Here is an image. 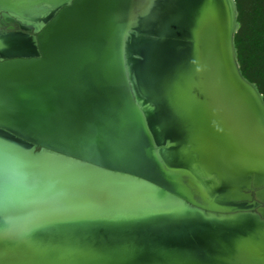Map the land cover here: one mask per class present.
I'll return each mask as SVG.
<instances>
[{"label": "water", "instance_id": "water-1", "mask_svg": "<svg viewBox=\"0 0 264 264\" xmlns=\"http://www.w3.org/2000/svg\"><path fill=\"white\" fill-rule=\"evenodd\" d=\"M0 16V264H264V97L236 0Z\"/></svg>", "mask_w": 264, "mask_h": 264}, {"label": "flooded vegetation", "instance_id": "flooded-vegetation-1", "mask_svg": "<svg viewBox=\"0 0 264 264\" xmlns=\"http://www.w3.org/2000/svg\"><path fill=\"white\" fill-rule=\"evenodd\" d=\"M250 17H251V25H250L249 35H250L251 44L253 45L252 61H253V65H255L257 62H260L261 64L259 67H255V68L252 67V72L257 76H260L264 80V0H252V11ZM2 18L3 17L0 16V19ZM13 26H14V28L12 29L13 32L27 33V31L20 29L19 24L14 23ZM29 32L31 35L35 34V30ZM251 82L255 83L256 86L258 87L257 82L254 81ZM262 94L264 97V93Z\"/></svg>", "mask_w": 264, "mask_h": 264}, {"label": "rangeland", "instance_id": "rangeland-1", "mask_svg": "<svg viewBox=\"0 0 264 264\" xmlns=\"http://www.w3.org/2000/svg\"><path fill=\"white\" fill-rule=\"evenodd\" d=\"M240 2V0H237ZM242 7H240L241 11V20H239V30L237 31L235 35V42L237 47V55H238V61L240 63L241 69L244 67L247 68V75L257 82L261 87L264 89V80L260 76H257L252 72V67H259L261 64L260 62H257L255 65H253L252 61V55H253V45L251 44L250 40V25H251V11L252 8H248V0H241ZM248 8V9H247ZM246 24V22H248ZM250 24V25H249ZM239 40V42H238ZM239 53H240V59H239Z\"/></svg>", "mask_w": 264, "mask_h": 264}, {"label": "trees", "instance_id": "trees-1", "mask_svg": "<svg viewBox=\"0 0 264 264\" xmlns=\"http://www.w3.org/2000/svg\"><path fill=\"white\" fill-rule=\"evenodd\" d=\"M236 2H237V6H238V11H239V16H238V20H241V11H240V7H242V4H241V0H240V2L239 1H237L236 0ZM248 8H252V0H248ZM247 8V9H248ZM242 21V20H241ZM249 23V21L248 22H246V24H248ZM250 25V24H249ZM238 42H239V40H238ZM239 59H240V53H239ZM242 67V66H241ZM247 68H245L244 67V69L242 68V71H243V74H244V76L248 79V80H250V81H254V80H252L248 75H247ZM255 82V81H254ZM258 89L260 90V92H262V93H264V89L261 87V85H259L258 84Z\"/></svg>", "mask_w": 264, "mask_h": 264}, {"label": "bare ground", "instance_id": "bare-ground-1", "mask_svg": "<svg viewBox=\"0 0 264 264\" xmlns=\"http://www.w3.org/2000/svg\"><path fill=\"white\" fill-rule=\"evenodd\" d=\"M236 13H237V10H236ZM239 30V26H237V31ZM237 31L235 33H237Z\"/></svg>", "mask_w": 264, "mask_h": 264}]
</instances>
